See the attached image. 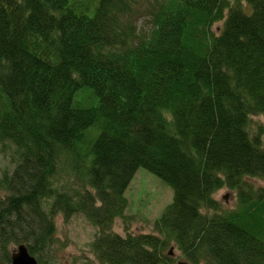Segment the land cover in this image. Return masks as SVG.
<instances>
[{"label":"trees","instance_id":"trees-1","mask_svg":"<svg viewBox=\"0 0 264 264\" xmlns=\"http://www.w3.org/2000/svg\"><path fill=\"white\" fill-rule=\"evenodd\" d=\"M136 0H0V264L25 243L39 264L55 217L83 214L105 264H264V0H164L147 35ZM245 3V5H244ZM224 21L216 35L211 27ZM65 163V164H64ZM76 186H59L60 166ZM174 191L155 234L114 231L139 168ZM238 190L222 210L214 193Z\"/></svg>","mask_w":264,"mask_h":264},{"label":"rangeland","instance_id":"rangeland-1","mask_svg":"<svg viewBox=\"0 0 264 264\" xmlns=\"http://www.w3.org/2000/svg\"><path fill=\"white\" fill-rule=\"evenodd\" d=\"M161 1L164 0H136L133 15H128V19L138 27L141 35H147L152 30L154 15ZM223 24V20L215 22L211 27L212 32L218 35ZM248 131L252 137L258 135L264 146V114L250 115ZM17 160L16 146L9 141L0 143V178L5 171H13ZM60 168L57 184L76 186L74 177L71 176L68 168L64 165ZM245 181L246 188L264 187V180L260 178H246ZM4 195L5 192L0 191V196ZM125 196L128 204L124 216L115 220L114 231L123 236L128 233L161 236L155 229V221L173 201V188L156 174L141 167L128 186ZM214 197L220 202L223 211L237 207V189L221 188L214 193ZM55 226L54 249L44 257V264H105L96 258L91 246L98 228L92 225L83 214H75L67 220L62 213H58L55 217ZM161 238L164 237L161 236ZM16 246L17 244H12L11 249ZM164 252L172 258L174 264H192L173 240L168 242Z\"/></svg>","mask_w":264,"mask_h":264},{"label":"water","instance_id":"water-1","mask_svg":"<svg viewBox=\"0 0 264 264\" xmlns=\"http://www.w3.org/2000/svg\"><path fill=\"white\" fill-rule=\"evenodd\" d=\"M11 261L12 264H39L38 259L31 254L25 243H20L12 249Z\"/></svg>","mask_w":264,"mask_h":264},{"label":"bare ground","instance_id":"bare-ground-1","mask_svg":"<svg viewBox=\"0 0 264 264\" xmlns=\"http://www.w3.org/2000/svg\"><path fill=\"white\" fill-rule=\"evenodd\" d=\"M176 244V243H175ZM177 245V244H176Z\"/></svg>","mask_w":264,"mask_h":264}]
</instances>
